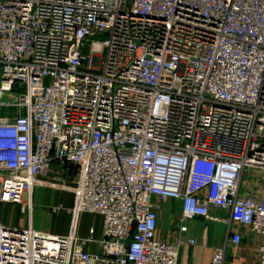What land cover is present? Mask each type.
Returning a JSON list of instances; mask_svg holds the SVG:
<instances>
[{
    "label": "built area",
    "instance_id": "2783aa9c",
    "mask_svg": "<svg viewBox=\"0 0 264 264\" xmlns=\"http://www.w3.org/2000/svg\"><path fill=\"white\" fill-rule=\"evenodd\" d=\"M246 167L264 169V0H0V264H178L181 240L155 235L164 197L178 232L226 210L264 264ZM33 185L72 191L68 232L2 222Z\"/></svg>",
    "mask_w": 264,
    "mask_h": 264
},
{
    "label": "crops",
    "instance_id": "0c3cea01",
    "mask_svg": "<svg viewBox=\"0 0 264 264\" xmlns=\"http://www.w3.org/2000/svg\"><path fill=\"white\" fill-rule=\"evenodd\" d=\"M56 165H53L55 168ZM62 176H70L71 171L65 170L64 173L59 171ZM43 187V193L48 195L46 199L50 200L49 203H45V210L48 214L58 212L59 209L53 210L52 206L61 204V201L68 197L69 206L72 205L74 200V194L69 189L50 187L46 185H33L29 195L31 201V207L29 211L23 212L20 209L18 203H6L1 207V220L4 223L12 224L16 226H26L29 224L32 228L43 230L37 223L38 213L36 211V195L35 187ZM36 192V194H39ZM58 201V202H57ZM57 202V203H56ZM154 208H156V237H164L175 240L178 238L181 242L178 245L176 253V261L178 264H210L211 252L213 247H224V259L223 264H257L256 255H254V248L258 242V238H255L244 225H240L238 222L229 219L226 210L209 208L208 217H202L201 215L192 216L188 219L186 229L182 232L177 231V218L179 213V200L169 197L154 198ZM15 212V213H14ZM68 212V211H67ZM81 213V212H80ZM79 213V214H80ZM78 214V215H79ZM96 216L98 214H95ZM99 216V215H98ZM71 220V214L68 212L64 218V222L60 227H54V231L58 233H66L69 230ZM100 216L98 228L93 225L92 237H98L100 234ZM52 228V226L50 227ZM87 228L76 224V230L79 236H83L87 233ZM45 230V229H44ZM235 230L240 234V243L233 245L227 239L228 231ZM81 234V235H80ZM193 238L194 242H189L187 239ZM87 250H92L94 243H86L82 246Z\"/></svg>",
    "mask_w": 264,
    "mask_h": 264
},
{
    "label": "rangeland",
    "instance_id": "374dc122",
    "mask_svg": "<svg viewBox=\"0 0 264 264\" xmlns=\"http://www.w3.org/2000/svg\"><path fill=\"white\" fill-rule=\"evenodd\" d=\"M101 37V35H100ZM2 112L4 110H1ZM243 176H242V180H241V185L242 188L244 189H248L252 192L256 193H264V169L263 172H260L258 170H252L251 167H246L243 170ZM43 188V187H42ZM41 187L36 186L35 187V195H36V211L38 213V221L37 223L39 224L40 227L44 228L46 231H50V232H56L54 231V227L58 226L60 227L62 225V222H64V218L66 216L67 212V208H69L70 206V202L68 200V197L65 198L64 200L61 201V207L59 209L58 212H54L53 214H48V211L45 210V203L47 201V203L50 202V200L46 199V197H48V195H45V193H43ZM39 190V194H36V192H38ZM58 202V201H57ZM56 202V203H57ZM46 203V204H47ZM15 213V212H14ZM99 223V216L95 215V213H88V212H81L79 215H77L76 218V224H80L84 227L87 228V226H92L93 225L97 226ZM52 226V228H50ZM98 228V226H97ZM43 229V230H44ZM58 233V232H56ZM60 234V233H59ZM81 235V234H80Z\"/></svg>",
    "mask_w": 264,
    "mask_h": 264
}]
</instances>
